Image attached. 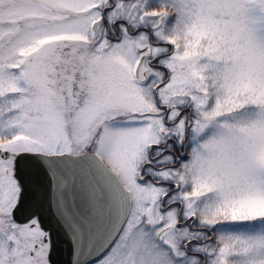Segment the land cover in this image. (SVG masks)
Listing matches in <instances>:
<instances>
[{"label":"snow or ice","instance_id":"6c2138e0","mask_svg":"<svg viewBox=\"0 0 264 264\" xmlns=\"http://www.w3.org/2000/svg\"><path fill=\"white\" fill-rule=\"evenodd\" d=\"M0 264H264V0H0Z\"/></svg>","mask_w":264,"mask_h":264}]
</instances>
